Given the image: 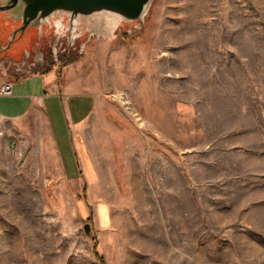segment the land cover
<instances>
[{"label":"rangeland","instance_id":"obj_1","mask_svg":"<svg viewBox=\"0 0 264 264\" xmlns=\"http://www.w3.org/2000/svg\"><path fill=\"white\" fill-rule=\"evenodd\" d=\"M109 18L54 16L0 51L7 82L78 65L70 85L97 100L70 133L74 179L40 161L33 117L24 136L0 121V264H264V0Z\"/></svg>","mask_w":264,"mask_h":264},{"label":"crops","instance_id":"obj_2","mask_svg":"<svg viewBox=\"0 0 264 264\" xmlns=\"http://www.w3.org/2000/svg\"><path fill=\"white\" fill-rule=\"evenodd\" d=\"M77 66L70 65L60 75L56 70L44 76L33 72L14 82H7L9 80L0 74V88L12 84V96L4 97L0 93V121L4 123L5 131L10 136L13 133L24 136L23 130L28 129L27 121L33 117V122L44 130L39 135L42 145L40 161L61 167V173H53L52 177L74 179L80 175L70 133L89 120L97 102L92 93L76 91L72 88L75 85H70ZM30 82L38 84L37 91L25 89Z\"/></svg>","mask_w":264,"mask_h":264},{"label":"water","instance_id":"obj_3","mask_svg":"<svg viewBox=\"0 0 264 264\" xmlns=\"http://www.w3.org/2000/svg\"><path fill=\"white\" fill-rule=\"evenodd\" d=\"M149 2L150 0H3L0 5V13L4 12L7 20H15L14 22L9 21L10 23L20 22V26L9 32V39L5 45H0V51L11 50L12 53L22 49L24 45H27L30 36L34 34V31L31 33L28 32V29H35L38 24L41 27L45 22L48 24L54 16L68 18L67 26H69L70 31L80 27L83 20V23H89V30L92 31L93 26L99 29L103 24L111 22L109 16H119L127 21L138 19L144 13ZM68 5L72 6L71 11L59 14L53 10ZM102 5L104 6L103 9L98 8ZM43 9L47 12H43ZM102 17L105 18V21L101 20ZM55 22L58 28L62 26L61 21ZM93 22H96L94 23L96 25L91 26ZM5 24L6 22L0 24V29L1 25L4 28ZM109 29H111V26H109ZM17 42L20 46L16 48L14 44Z\"/></svg>","mask_w":264,"mask_h":264},{"label":"bare ground","instance_id":"obj_4","mask_svg":"<svg viewBox=\"0 0 264 264\" xmlns=\"http://www.w3.org/2000/svg\"><path fill=\"white\" fill-rule=\"evenodd\" d=\"M103 5L101 6V7H98V8H102L103 9ZM105 7H106V5H105ZM71 9H72V6H70V5H68V6H61V7H59V8H57V9H53L54 10V12L55 13H62V12H68V11H71ZM53 10H50V11H53ZM43 12H47L46 10H42ZM41 16H43L42 14H41ZM103 16H106V15H103ZM105 18H101V20L102 21H105L104 20ZM107 22V21H106Z\"/></svg>","mask_w":264,"mask_h":264},{"label":"built area","instance_id":"obj_5","mask_svg":"<svg viewBox=\"0 0 264 264\" xmlns=\"http://www.w3.org/2000/svg\"><path fill=\"white\" fill-rule=\"evenodd\" d=\"M0 93L2 96H5V97L12 96V86L10 84L3 85L1 87Z\"/></svg>","mask_w":264,"mask_h":264},{"label":"trees","instance_id":"obj_6","mask_svg":"<svg viewBox=\"0 0 264 264\" xmlns=\"http://www.w3.org/2000/svg\"><path fill=\"white\" fill-rule=\"evenodd\" d=\"M101 263H102V264H104V261H103V259L101 260Z\"/></svg>","mask_w":264,"mask_h":264}]
</instances>
